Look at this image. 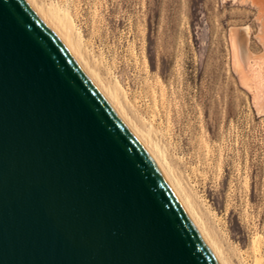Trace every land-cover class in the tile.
Masks as SVG:
<instances>
[{
	"label": "water",
	"instance_id": "1",
	"mask_svg": "<svg viewBox=\"0 0 264 264\" xmlns=\"http://www.w3.org/2000/svg\"><path fill=\"white\" fill-rule=\"evenodd\" d=\"M0 264H218L146 149L24 0H0Z\"/></svg>",
	"mask_w": 264,
	"mask_h": 264
},
{
	"label": "rangeland",
	"instance_id": "2",
	"mask_svg": "<svg viewBox=\"0 0 264 264\" xmlns=\"http://www.w3.org/2000/svg\"><path fill=\"white\" fill-rule=\"evenodd\" d=\"M27 1L58 35L69 20L75 62L164 164L218 264H264V115L237 84L228 44L248 26V50L262 52L254 11L232 0Z\"/></svg>",
	"mask_w": 264,
	"mask_h": 264
},
{
	"label": "bare ground",
	"instance_id": "3",
	"mask_svg": "<svg viewBox=\"0 0 264 264\" xmlns=\"http://www.w3.org/2000/svg\"><path fill=\"white\" fill-rule=\"evenodd\" d=\"M232 1L238 3L241 6L250 7L254 11L255 20L259 24L256 40L262 47V52L260 54H253L247 48V40H248L247 37L249 35L248 26L230 29L228 35V44L230 50L231 69L232 72L235 74L237 84L249 94L251 107L254 114L256 116H262L264 115V0H232ZM25 2L30 7L28 1L25 0ZM30 8L32 9V7ZM62 27L65 30V34L63 35L60 34L58 35L56 32H54L53 30L52 31L56 33V36L66 47V49L73 57V59L78 63L77 52L75 50V46H73L74 43H72V40L70 38L71 28L68 19L66 20V22L63 23ZM81 69L84 71L82 67ZM84 73L86 74V72ZM86 77L90 80L92 84H94V87L104 96V94L100 91V89H98L96 84L92 82V80L87 74ZM104 98L110 103V101L106 96H104ZM110 105L116 111L120 119L124 121L123 116L121 115L120 111L116 108V106L112 103H110ZM123 123L126 124L125 121ZM131 130L130 132L134 135L135 138H137L140 141V143L149 153V155L151 156L157 167L160 169L161 173L166 178V181L170 186V189L172 190L174 195L178 198V200L181 202L183 209L186 210V214H189L186 208L187 206H185L183 202L180 200V196H178L176 192L177 189L175 190L176 187L174 188L173 184L170 182V179L168 178V175L165 172L166 170H164V166H163L164 164L162 165L161 160L159 161V159L156 157L154 152H152L154 150L150 151L151 149L149 150L148 146H146ZM190 219L192 218L190 217ZM191 221L192 223L194 222L193 220ZM200 236H202L201 232H200ZM207 247L218 260L217 256L214 254L210 246Z\"/></svg>",
	"mask_w": 264,
	"mask_h": 264
}]
</instances>
